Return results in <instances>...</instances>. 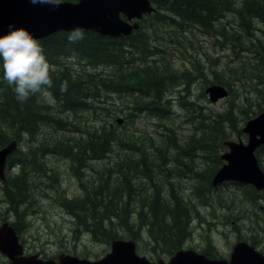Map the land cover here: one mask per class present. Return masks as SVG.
<instances>
[{
    "label": "rangeland",
    "instance_id": "374dc122",
    "mask_svg": "<svg viewBox=\"0 0 264 264\" xmlns=\"http://www.w3.org/2000/svg\"><path fill=\"white\" fill-rule=\"evenodd\" d=\"M246 3L244 0L229 1V5L236 10ZM167 14L174 19L152 24L149 21L143 22L144 30L151 33L150 43L157 46L155 48L159 51L144 57L145 61L148 60V65L154 69L168 68L177 80L167 85L165 98L170 100L171 107L166 103L162 105L167 111L166 117L139 113L134 118L125 120L126 115L132 111V96H139V92H144L141 89L130 94V98H120L119 94L113 92L99 95L90 101L87 98L90 103L88 108L81 107L70 113L59 112L60 116L82 129L99 127L102 121L109 123L117 130V138H123L122 143L113 145L107 158L83 161L86 164L78 168L77 174L73 169V162L67 156L53 152L45 154L41 149L46 143L51 146L63 140L72 145L74 141L80 140L79 131L71 125L64 130H56L52 123L41 124L31 134L20 131L16 133L17 136H12L11 140L17 141L15 151L6 158L4 178L0 179V225L4 222L10 224L16 231L25 254H38L44 259L71 254L94 260L109 252L110 243L93 239L88 226L85 228L78 223L63 200L82 194L85 196L84 188L97 185L99 176L105 174L104 168L113 169L109 178L107 175L104 177L115 182L113 179L118 177L116 163L123 159L127 164L140 161L141 157H138L137 152L127 145L129 142H136L138 151L145 145L150 159L151 143L148 137L152 135L157 138V132L165 127L176 132L178 138L175 145L179 147H167V155L171 157L172 163L164 161L162 178L155 184L149 177L144 178L140 174L130 177L136 191V196L131 201L134 210L138 211L141 207H144L143 212L147 210L149 200L145 193L152 190L153 185L161 186L163 193L174 189L182 205L186 207L189 218L188 235L181 241L179 248L203 253L206 251L211 257L228 259L233 245L246 241L264 253V198L261 196L250 199L251 193H246V190H255L251 184L225 181L212 185L211 177L209 185L208 177L215 167V151L219 156L229 151L224 145L225 140L241 139L246 144L248 135L241 129L249 119L264 111V22L261 17H250L253 26L250 31L253 33L250 46L255 48L256 44L260 45V55L247 47L242 49L238 45L233 46L230 40H224L200 23L176 18L171 12ZM239 19L240 12L224 11L218 15L215 27L219 29L225 26L229 35H238L242 32L237 25ZM135 58H138L136 54ZM56 60L54 65L57 71L65 69L72 79H80L84 85L89 78L86 74L96 73L94 78L104 72L106 75L119 74L114 66L107 63L91 65L87 60L65 55H59ZM139 62L136 59L131 64L123 63L121 69H126L124 77L134 68L127 66ZM142 65L144 64L140 66ZM217 77L222 83L215 81ZM130 81L127 78L126 82ZM215 84L224 86L228 94L225 98L211 101L205 88ZM179 96H184L190 103L179 104ZM53 100L54 103L49 104L37 94L35 102L64 109L61 102L54 97ZM216 115L223 116L222 123L215 121ZM192 136L194 138L187 142ZM85 145L83 139L77 151ZM206 145L213 146L201 148ZM23 152L28 156L26 162ZM30 152L32 156H29ZM186 152L194 154L193 159L183 157L182 154ZM256 156L259 167L264 172V153L256 151ZM29 158L33 162L29 163ZM182 161L187 165L179 170L177 163ZM221 161V164L227 162L223 159ZM188 167V172L181 174ZM20 172L26 175L23 186L27 199L16 206L14 202H9L6 192L11 191V187L7 186L10 180L18 177ZM103 189L104 187L101 188ZM133 219L138 220L135 216ZM88 222L91 223L90 220ZM118 226L123 228L120 230L123 236L121 238L131 239L126 234L125 227L120 224ZM138 226H143L139 232L140 237L135 239L138 254L154 262L159 259L168 262L176 249L170 253L172 249L168 241L159 240L156 244L147 235L142 223H134V227ZM0 264H10V259L1 252Z\"/></svg>",
    "mask_w": 264,
    "mask_h": 264
},
{
    "label": "trees",
    "instance_id": "16d2710c",
    "mask_svg": "<svg viewBox=\"0 0 264 264\" xmlns=\"http://www.w3.org/2000/svg\"><path fill=\"white\" fill-rule=\"evenodd\" d=\"M151 1L156 3L159 9L171 12L176 18L200 23L206 29L212 30L216 35L223 37L224 40H230L233 46L238 45L242 49L247 47L255 53L262 54L260 45L256 44L255 48L253 45L250 46L253 41V33L250 32L253 29L250 17H254L253 15L261 17L264 22V0H244L247 3L237 10L229 5L230 0ZM229 10L240 12V19L237 25L242 29V32L238 35H229L225 30V26L219 29L215 27V24L218 23V15ZM164 18L165 16L154 15L148 21L151 24L159 23ZM144 27L145 25L143 24L138 33L126 38H111L96 32L84 31V39L76 43H69L68 34L66 33H59L38 40L47 59L52 64L57 63L56 58L59 55L73 56L87 60L91 65L107 63L112 65V67L114 66L119 74L111 73L106 75V72H104L98 78H94L97 76L96 73L86 74V77L89 78L84 85L81 83L83 82L82 80L72 79L65 69L56 71L53 73V86L49 91H51L55 99L61 102L64 109L47 104H37L35 102L37 95L21 103L16 99L12 89L0 80V148L9 143L13 135L17 136L18 134L16 133L25 131L31 134L41 124L52 123L56 130H64L68 125H71L79 131L80 140L74 141L72 145H68L63 140H59L51 146L46 143L41 146V149L45 154L53 152L54 154L67 156L73 162V169L76 170L77 174L78 168L81 165H85L86 163L84 162L88 159L107 158L113 145L119 142L122 143L123 138H117V130L109 123L102 121L99 127H93L91 130L82 129L67 118L60 116V113H70L81 107L88 108L90 103L87 98L90 101L99 97V95L104 96L111 92L119 94L120 98H130V94H134L135 90L139 91L141 89L140 91L144 92H139V96H132V107L130 109L132 111L126 115L125 120L132 119L139 113H146L149 116L152 115L159 118L166 117L167 111L162 108V105L166 103L170 106V100L165 98L168 90L167 85L168 83H175L177 80L173 76V72L168 70V68L163 67L164 69L162 70L154 69L153 66L148 65V60L145 61L144 57L150 53L157 54L159 51L155 48L157 46L150 43L151 33L142 30ZM135 54L138 58H135ZM136 59L140 60V62L130 66L131 62ZM125 62H130L127 68L134 67L132 71H128L127 77H124L126 69H121ZM141 64L144 65L140 66ZM168 74L170 76L167 77L166 75ZM0 76H2V73H0ZM127 78L131 80L129 83L126 82ZM215 81L222 83L218 77ZM63 82H67L68 88L66 92L61 93L60 86ZM177 101L179 104H184L185 102L187 105L190 103L184 96H179ZM246 111L248 114L249 110L247 109ZM228 119H230L229 116ZM223 120L222 115H216L215 121L222 123ZM156 137L152 135L148 137V141L151 143L149 146L151 149L150 159L147 156L145 145L138 151L139 147L136 146V142H129L127 145L137 152L138 157H141L140 161L127 164L123 159L122 162L116 163L115 171L118 177L113 179L115 182H111V180H107L104 177L107 175L109 178L113 169L104 168L105 174L99 176L98 184L84 188L86 191L85 196L82 194V196L63 200V204L76 217L78 223L85 228L88 226L89 234L93 239L111 243L112 240L123 237L120 234V230L123 228L118 226L120 224L121 227H125L126 230H124L128 237L135 240L140 237L139 232L143 228V226L134 227V223L139 222L146 227L147 235L153 238L156 244L159 243V240L168 241L171 246L170 249H172L170 253H172L173 250L179 248L181 241L188 235V212L174 189H170L169 193H163L161 186L153 185L152 190L145 193L146 198L149 200V202L147 201L148 207L145 212H143L144 207L135 211L131 204L133 197L136 196V191H134L130 182V177L140 174L144 178L149 177L152 183L155 184L162 178L164 161L169 160L171 162V157L167 155V151H169L167 147L172 145L179 147V145H175L178 136L169 127L157 132ZM193 138L194 136L187 142ZM83 139L86 145L79 147L77 151V147L82 143ZM208 146L212 147L213 145L201 146V148L205 149ZM258 153H264V147H261ZM24 155V161L26 162L28 156L26 153ZM29 156H32L31 152ZM182 156L193 159L194 154L186 152ZM28 162L33 161L29 158ZM221 163L220 156L215 151V167L208 176L209 185L210 178L213 177L214 172L217 171L216 169L222 165ZM183 165H187V163L179 162L177 163V168L180 170ZM188 170L189 167L184 171L182 170L181 172L184 173L181 174H185ZM24 177H26L25 173L20 172L19 176L11 179L7 185L11 187V191L7 190L8 192H6L8 200L9 202H14L16 206H19L27 199L26 189L23 186ZM102 187H104L103 190H101ZM246 193H251L250 199L252 200L261 196L264 198V190L256 192L255 190L247 189ZM82 214L83 216H81ZM134 216L136 220L138 219L137 221H134ZM144 219H146L145 222L143 221ZM88 220L91 221L90 224ZM204 253L209 256L206 251Z\"/></svg>",
    "mask_w": 264,
    "mask_h": 264
},
{
    "label": "water",
    "instance_id": "95a60500",
    "mask_svg": "<svg viewBox=\"0 0 264 264\" xmlns=\"http://www.w3.org/2000/svg\"><path fill=\"white\" fill-rule=\"evenodd\" d=\"M153 8L148 0H78L62 1L59 6L48 3H32V0H0V34H6L9 25L27 29L36 39L58 30L71 31L77 27L94 30L103 35L118 36L129 34L137 24L129 25L119 17H140ZM126 24V25H125ZM126 28V29H125ZM125 31V32H124ZM118 34V35H117ZM211 101L226 97L228 91L222 85H210L205 89ZM248 135L245 144L225 140L229 151L221 155L226 163L217 170L212 185L224 181L246 183L256 190L264 189V172L259 167L254 151L264 145V111L249 119L241 129ZM11 140L0 149V178L7 156L16 147ZM0 252L10 259V264H153L136 252V244L130 239L117 238L111 241L110 251L96 260L79 258L71 254H60L57 259H42L38 254L22 255L23 248L18 242L14 229L8 222L0 225ZM160 264H264V255L252 244L239 241L232 247L229 259H211L203 253L179 248L168 262Z\"/></svg>",
    "mask_w": 264,
    "mask_h": 264
},
{
    "label": "clouds",
    "instance_id": "9594fccd",
    "mask_svg": "<svg viewBox=\"0 0 264 264\" xmlns=\"http://www.w3.org/2000/svg\"><path fill=\"white\" fill-rule=\"evenodd\" d=\"M32 3H48L59 6L62 0H32ZM84 39V30L75 28L68 34L69 43ZM56 66L47 59L41 43L25 28L9 25L6 34H0V80L9 86L16 99L24 103L32 96H39L53 104L49 89L53 86V73ZM63 82L60 92L67 91Z\"/></svg>",
    "mask_w": 264,
    "mask_h": 264
}]
</instances>
